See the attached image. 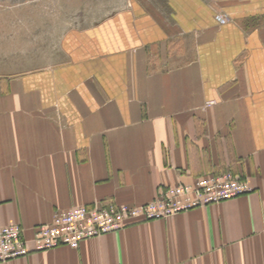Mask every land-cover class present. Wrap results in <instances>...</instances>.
<instances>
[{"label": "crops", "instance_id": "crops-1", "mask_svg": "<svg viewBox=\"0 0 264 264\" xmlns=\"http://www.w3.org/2000/svg\"><path fill=\"white\" fill-rule=\"evenodd\" d=\"M72 1L50 61L2 77L0 226L223 172L252 192L0 264H264V0Z\"/></svg>", "mask_w": 264, "mask_h": 264}, {"label": "built area", "instance_id": "built-area-1", "mask_svg": "<svg viewBox=\"0 0 264 264\" xmlns=\"http://www.w3.org/2000/svg\"><path fill=\"white\" fill-rule=\"evenodd\" d=\"M225 24L227 18L217 15ZM245 179L231 172L207 175L193 184L162 190L151 201L138 205H94L75 207L53 214L48 224L33 228L26 239L19 225L0 226V263L23 258L32 251L40 252L61 246L77 249L87 240L123 230L134 222L163 220L194 208H203L251 193Z\"/></svg>", "mask_w": 264, "mask_h": 264}, {"label": "rangeland", "instance_id": "rangeland-1", "mask_svg": "<svg viewBox=\"0 0 264 264\" xmlns=\"http://www.w3.org/2000/svg\"><path fill=\"white\" fill-rule=\"evenodd\" d=\"M87 4L72 0H0V87L3 76H13L18 69L32 71L41 60L50 61V48L60 44L67 26L78 23V13ZM21 55L25 60L18 61Z\"/></svg>", "mask_w": 264, "mask_h": 264}]
</instances>
